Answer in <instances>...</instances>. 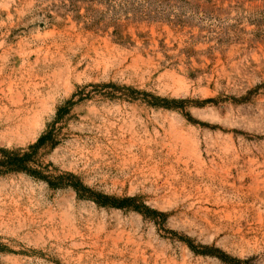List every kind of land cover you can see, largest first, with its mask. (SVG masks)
Masks as SVG:
<instances>
[{"label": "rangeland", "instance_id": "1", "mask_svg": "<svg viewBox=\"0 0 264 264\" xmlns=\"http://www.w3.org/2000/svg\"><path fill=\"white\" fill-rule=\"evenodd\" d=\"M48 128L52 174L166 215L0 175V264H264V0H0V146Z\"/></svg>", "mask_w": 264, "mask_h": 264}, {"label": "trees", "instance_id": "2", "mask_svg": "<svg viewBox=\"0 0 264 264\" xmlns=\"http://www.w3.org/2000/svg\"><path fill=\"white\" fill-rule=\"evenodd\" d=\"M150 96L155 97L157 101H168L166 98H161L154 96L151 93L144 92ZM174 101H176L174 99ZM73 98L67 101V103H72ZM156 106H162L166 108H174L170 104H162L161 102H153ZM69 108L66 106H61L57 111V118H60L63 114L69 113ZM56 144L53 132L48 128L36 142L29 144L26 147L19 148H8L0 146V175H7L13 173H26L37 179H41L48 183L53 188H73L77 196L82 199H88L95 202L99 206L104 207H114L118 209H131L135 210L145 217L156 220V215L165 216L166 213L161 212L155 208L149 206L145 201H143L138 196H124L118 197L114 195H109L103 192H99L84 182L72 172H61L60 174H52L50 172L49 165L42 166L37 158L38 152L42 147H54ZM39 165L41 168H39ZM183 241L188 244V246L196 253L210 254L219 257L225 263L236 264L238 262H231L224 256L215 254L214 252L208 251H197L191 240L189 238H183ZM227 255V254H226ZM229 257V256H228ZM233 259V258H232ZM236 261V260H235ZM240 261V260H238ZM244 264H252L249 260H245Z\"/></svg>", "mask_w": 264, "mask_h": 264}, {"label": "bare ground", "instance_id": "3", "mask_svg": "<svg viewBox=\"0 0 264 264\" xmlns=\"http://www.w3.org/2000/svg\"><path fill=\"white\" fill-rule=\"evenodd\" d=\"M19 110V109H18ZM10 111V110H9ZM13 113V112H12ZM20 115H18V117H19ZM6 117V116H5ZM12 117V116H11ZM27 117V116H26ZM26 117H25V119H26ZM10 118V116L8 117V119ZM14 118V117H13ZM6 120H7V117H6ZM8 121V120H7ZM21 121V120H20ZM19 122V121H18ZM18 126H19V124H18ZM17 126V127H18ZM9 130V129H8Z\"/></svg>", "mask_w": 264, "mask_h": 264}]
</instances>
